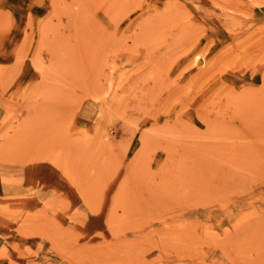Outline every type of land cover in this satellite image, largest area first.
I'll use <instances>...</instances> for the list:
<instances>
[{
  "label": "rangeland",
  "instance_id": "rangeland-1",
  "mask_svg": "<svg viewBox=\"0 0 264 264\" xmlns=\"http://www.w3.org/2000/svg\"><path fill=\"white\" fill-rule=\"evenodd\" d=\"M263 75L264 0H0V264H264Z\"/></svg>",
  "mask_w": 264,
  "mask_h": 264
},
{
  "label": "crops",
  "instance_id": "crops-1",
  "mask_svg": "<svg viewBox=\"0 0 264 264\" xmlns=\"http://www.w3.org/2000/svg\"><path fill=\"white\" fill-rule=\"evenodd\" d=\"M41 171V173H40ZM58 175L55 173V170L53 167L45 164L44 162H37V163H29L24 166L22 170V180H23V186L24 187H40L41 188H48L54 187L56 183H58ZM10 232H3L0 229V248H4V243L11 242L14 239L15 232L13 230V225L10 226ZM31 240V241H30ZM40 239H27V246H30V248L35 247V242H39ZM45 247V246H44ZM5 248H12L10 244L7 245Z\"/></svg>",
  "mask_w": 264,
  "mask_h": 264
},
{
  "label": "bare ground",
  "instance_id": "bare-ground-1",
  "mask_svg": "<svg viewBox=\"0 0 264 264\" xmlns=\"http://www.w3.org/2000/svg\"><path fill=\"white\" fill-rule=\"evenodd\" d=\"M235 15H236V14H235ZM237 15H238V14H237ZM180 32H181V31H180ZM239 32H240V31H239ZM240 34H241V33H240ZM186 35H187V32H186ZM263 76H264V75H263ZM263 80H264V77H263ZM262 83H263V82H262ZM234 94H235V93H234ZM229 95H230V94H229ZM260 95H261V94H260ZM226 97H227V96H226ZM231 98H232V97H231ZM242 98H243V97H242ZM242 98H241V99H242ZM253 98H254V97H253ZM253 98H252V99H253ZM235 99H236V98H235ZM237 99H238V98H237ZM243 99H244V98H243ZM245 99H246V98H245ZM249 100H251V99L249 98ZM239 101H240V100H239ZM209 103H210V102H209ZM225 104H226V103H225ZM253 110H254V109H253ZM256 111H257V110H256ZM263 112H264V111H263ZM255 113H256V112H255ZM256 114H257V113H256ZM257 115H259V114H257ZM263 115H264V114H263ZM263 117H264V116H262V119H263ZM253 118H254V117H253ZM204 119H205V118H204ZM260 119H261V118H260ZM251 120H252V119H251ZM251 120H250V118H249V121H251ZM258 120H259V119H258ZM252 121H253V120H252ZM254 121H255V120H254ZM254 121H253V122H254ZM257 122H258V121H257ZM248 123H249V122H248ZM252 124H253V123H252ZM254 126H256V125H254ZM261 128H262V127H261ZM233 129H234V128H233ZM254 129H256V128H254ZM259 131H260V130H259ZM194 135H195V134H194ZM36 157H37V156H36ZM33 160H34V159H33Z\"/></svg>",
  "mask_w": 264,
  "mask_h": 264
}]
</instances>
